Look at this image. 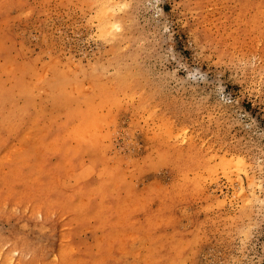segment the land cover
Masks as SVG:
<instances>
[{
    "label": "rangeland",
    "instance_id": "1",
    "mask_svg": "<svg viewBox=\"0 0 264 264\" xmlns=\"http://www.w3.org/2000/svg\"><path fill=\"white\" fill-rule=\"evenodd\" d=\"M0 264H264V0H0Z\"/></svg>",
    "mask_w": 264,
    "mask_h": 264
}]
</instances>
